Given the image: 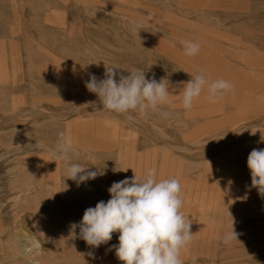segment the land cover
Segmentation results:
<instances>
[{
  "label": "rangeland",
  "instance_id": "1",
  "mask_svg": "<svg viewBox=\"0 0 264 264\" xmlns=\"http://www.w3.org/2000/svg\"><path fill=\"white\" fill-rule=\"evenodd\" d=\"M151 34L184 56L152 48ZM182 39L201 42L206 56H186ZM249 60L259 67L248 68ZM110 67L124 76L138 69L149 79L166 78L179 96L156 112L133 113L131 120L105 111L95 94L82 92L90 76L104 79L103 69ZM198 74L209 84L228 81L234 90L210 103L205 88L186 110L183 84ZM263 90L264 0H0V200L12 187L32 189L36 199L49 194V180L37 182L40 170L51 171L62 187L70 163L98 168L103 174L74 193L80 222L86 209L110 199L114 182L134 175L143 180L154 168L158 181L176 178L181 184L180 211L193 234L183 264H264V205L252 206L258 190L247 167L250 152L264 149V113L241 127L227 123L261 104ZM187 119H199L196 125L205 128L219 123L183 139ZM61 132L77 149L70 160H58L44 147L54 146ZM44 158L57 163L52 170L40 162ZM232 223L237 240L225 243ZM76 237L81 248H91V264H121L113 248L119 233L99 248Z\"/></svg>",
  "mask_w": 264,
  "mask_h": 264
},
{
  "label": "clouds",
  "instance_id": "2",
  "mask_svg": "<svg viewBox=\"0 0 264 264\" xmlns=\"http://www.w3.org/2000/svg\"><path fill=\"white\" fill-rule=\"evenodd\" d=\"M184 54L188 57L197 55L200 44L183 41ZM124 76L117 68L106 69L105 78L98 80L94 75L85 82L87 90L95 94L110 113L126 115L134 119L133 113L145 115L149 110L156 112L161 105L168 103L171 92L169 81L162 78L148 79L145 72L135 69ZM119 76V79L116 77ZM183 108L191 110L193 102L207 88L210 103H217L234 86L223 79L209 84L202 74L195 75L184 83ZM167 115V113H165ZM58 160H70L77 149L63 132L59 133L54 146H44ZM89 159L92 155L86 154ZM90 167V166H89ZM79 163H70L65 170L66 179L77 185L95 179L103 173L88 171ZM247 167L251 174V186L264 196V149H253L247 158ZM156 169H148L143 180L134 175L131 179L114 182L108 189L110 199L99 201L96 206L85 210L79 224L70 225V234L79 237L88 246L99 248L112 240L114 233H119L118 245H113L115 255L121 264H183L181 259L192 240L190 219L186 220L180 211L181 184L178 179L156 178ZM233 221V220H232ZM237 240L233 223L231 231L224 237V242ZM41 247L38 240L31 241V247L25 252ZM91 255V253H89Z\"/></svg>",
  "mask_w": 264,
  "mask_h": 264
},
{
  "label": "bare ground",
  "instance_id": "3",
  "mask_svg": "<svg viewBox=\"0 0 264 264\" xmlns=\"http://www.w3.org/2000/svg\"><path fill=\"white\" fill-rule=\"evenodd\" d=\"M135 21H140V19H136ZM149 40H150V46L152 48H156V49L161 48L163 51L168 52V53L174 52L176 55H180V56L183 55L182 53H180L179 49L176 46H173L167 42L159 40L154 34L150 35ZM183 41H188V40L182 39L181 43ZM183 50H184V48H183ZM207 50H208V47L203 48V45L200 42V51L197 55H195L193 57L206 56L205 53L207 52ZM123 61H126V60H123ZM123 63L126 64L125 62H123ZM245 64L248 68H250L252 70H256L259 67L257 64H255L251 60L247 61ZM96 65L98 66V64H96ZM95 67L96 66L94 64V68ZM99 68H102V67H99ZM99 70L100 69H98V71ZM103 70L106 71V69H103ZM185 71L189 72L187 69H185ZM169 72H171V71H169ZM161 73H163V72H161ZM172 73H171V75H172ZM161 76H162V74H161ZM88 92H89L88 90H85L82 92V94L87 95ZM178 96H179V94L171 93V95L169 97V101L176 100L178 98ZM261 113H264V101L261 104H257V105L252 106V109L248 112L240 110L238 112V116L236 117V119L231 120V122H227V123H228V125L234 126L235 128L238 126L241 127V125H243V123H244L243 122L244 120L251 119V118H253V117H255ZM199 114H197V118H198ZM169 116H170V114H169ZM258 116H260V115H258ZM261 117H263V115ZM223 118H224V116H223ZM198 120L199 119H187L189 126L187 125L186 127L187 128L189 127V130L187 128L186 129L184 128V131H186V132L183 135V139H190L193 137L196 138V136L210 130L209 128H213L214 124L219 123L216 121H212L205 128L203 125H201V126L196 125V124H198ZM154 121H156V120H154ZM149 123L146 122L145 124L147 125ZM183 123H184V121H183ZM250 123L253 124L252 122H250ZM185 124H187V123L185 122ZM192 125L193 126L195 125V127H190ZM70 126H72V122H69L66 124L67 128H69ZM166 141L171 146L179 147L176 145L177 143L174 144L171 140L166 139ZM177 141H179V140H177ZM181 147H179V148H181ZM181 149H183V148H181ZM82 152H84L85 157L88 158V156L86 154H89L90 152H88L87 150H82ZM163 155H167V151H163ZM86 158H85V160H86ZM77 160H79V159H77ZM85 160H83V161H85ZM40 162H43L44 166L50 170H52L53 165L57 164V163L50 162L48 160V158H44V159L40 160ZM64 165H65V163H64ZM40 171L38 172V175H37L38 176L37 182H38L39 186H43L44 182H47L49 180L48 182L51 183L50 184L51 190H50L49 194L48 193L45 194L46 192H44V194L39 193V194H37V199H36V198H32L30 196V195H32L31 193L34 192L30 188L12 189L13 188L12 187L10 189L11 191H10L8 197H6L7 200L3 197L6 200V203H8V204H5L4 199L0 200V202L2 201L0 204V264H65V262H68V264L74 263V262H76L78 264H91V255H89V253H91V248H87V246H85V245H84V247L82 246V248H81V245H79L77 240H75V238H73L70 234V232H71L70 225L72 223L79 224V221H78L79 216L77 213L78 212V209H77L78 204H77V201H75V197H74L75 194L74 193L77 192V189L80 186V184L78 186L77 182L64 178L65 177V174H64L63 180L69 181V182L67 183V185H64L61 187L58 184V182L54 183L52 181L54 176L52 175V173H50L51 171L48 174H46L47 173L46 169H45V171L44 170L41 172ZM86 182H90V181H86ZM89 185H91V182ZM110 185H111V183H110ZM87 187H89V186H87ZM256 190H258V189H256ZM65 195H67V196L64 199ZM58 198H61V199H58ZM261 204L264 205V196H261L259 194V192L255 191L254 200L252 201V206L253 207L258 206V205L260 206ZM252 212H254V211H252ZM250 216H251V213L249 214L248 217H250ZM251 218L252 217H250V219ZM247 222H249V221H246V223ZM249 229L250 228L248 227V230ZM76 235H79V228L76 229ZM66 237H68V239L70 241L68 247L65 246V243H64L65 242L64 238H66ZM33 240H38L41 247L39 249H33V251L31 253H26L25 248L31 247V241H33Z\"/></svg>",
  "mask_w": 264,
  "mask_h": 264
}]
</instances>
